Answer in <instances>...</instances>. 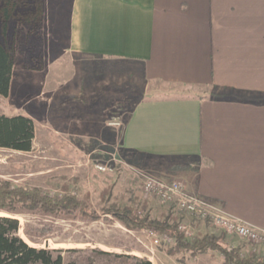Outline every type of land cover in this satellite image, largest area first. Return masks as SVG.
<instances>
[{
  "label": "crops",
  "instance_id": "obj_1",
  "mask_svg": "<svg viewBox=\"0 0 264 264\" xmlns=\"http://www.w3.org/2000/svg\"><path fill=\"white\" fill-rule=\"evenodd\" d=\"M50 10L43 48L56 56L47 63L51 80L30 81L13 65L6 96L21 100L35 86L16 112L33 120L34 137L37 111L82 92L74 58L121 59L148 81L199 88L137 101L121 146L153 174L183 179L189 191L264 229V0H62ZM184 215L196 232L218 234ZM225 240L242 254L263 253L262 244ZM211 252L198 255L211 264Z\"/></svg>",
  "mask_w": 264,
  "mask_h": 264
},
{
  "label": "rangeland",
  "instance_id": "obj_2",
  "mask_svg": "<svg viewBox=\"0 0 264 264\" xmlns=\"http://www.w3.org/2000/svg\"><path fill=\"white\" fill-rule=\"evenodd\" d=\"M60 2L62 0H40L38 10L32 4L18 7V13L9 20L6 30L0 12V41L13 51L15 73L26 72L30 81L37 78L36 75H40L43 83L51 80L47 63L56 56L45 52L43 39L53 20L51 5ZM30 15L36 17L32 26L27 23L26 16ZM74 59L81 63L78 71L82 92L75 99L58 100L54 104L58 110L53 107L45 112L37 111L36 132L29 151L0 147V177L13 185L27 184L53 194L74 195L101 217L93 220L77 209L52 213L19 208L14 214L20 225L18 234L30 245L59 250L54 254L59 252L65 261L76 264H124L95 251L96 248L147 257L152 264H208L206 254L192 255L186 251L168 254L173 241H165L151 230L127 227L119 218L107 213L109 209H127L148 219L167 217L170 223L185 224L190 231L189 238L204 235L193 229L192 221L191 225L186 223L184 213L173 205L161 203L142 191L131 166L158 173L136 163L131 153L121 146L122 125L108 123L120 120L123 124L132 106L141 99L198 95L201 90L148 81L136 64L121 59ZM61 60L69 63L72 59L63 57ZM34 87L31 84L21 100L13 95L0 96V112H19L21 104L36 96ZM84 90H89L90 94ZM99 163L110 169L98 170L95 165ZM226 235L237 239V235L220 229L216 236H221L228 244ZM260 249L264 253V245ZM208 251L213 254L211 264H222L220 252L201 253Z\"/></svg>",
  "mask_w": 264,
  "mask_h": 264
},
{
  "label": "trees",
  "instance_id": "obj_3",
  "mask_svg": "<svg viewBox=\"0 0 264 264\" xmlns=\"http://www.w3.org/2000/svg\"><path fill=\"white\" fill-rule=\"evenodd\" d=\"M29 2V3H28ZM34 2V3H33ZM33 5L38 10L40 0H0L5 30L9 20L18 12L20 6ZM35 10V11H36ZM29 15V14H28ZM28 17V26L35 22V15ZM14 65L13 51L0 41V95L9 93L10 78ZM34 138L33 120L21 113L7 115L0 113V147L29 151ZM19 208L39 209L45 212H70L77 209L80 213L90 216L93 220L100 214L88 209V206L74 195H58L27 184L13 185L8 179L0 177V264H76L65 261L59 250L30 245L19 234V221L14 216ZM107 213L119 218L127 227H138L153 231L158 236L166 235L173 239L167 253L186 251L192 255L217 250L223 255L222 264H264V253L242 254L237 246L228 245L221 236L204 234L187 239L178 224L170 223L168 218L162 220L148 219L146 215L137 214L127 209H109ZM74 251L76 249H67ZM112 256L126 264H152L147 257H139L130 253H119L94 249Z\"/></svg>",
  "mask_w": 264,
  "mask_h": 264
},
{
  "label": "built area",
  "instance_id": "obj_4",
  "mask_svg": "<svg viewBox=\"0 0 264 264\" xmlns=\"http://www.w3.org/2000/svg\"><path fill=\"white\" fill-rule=\"evenodd\" d=\"M112 126H121L120 120L108 122ZM95 167L100 171L109 170L107 165L99 163ZM134 174L140 180L142 191L155 197L159 202L173 205L178 211L208 222L212 227L238 237L256 245H264V229L253 225L227 212L223 206L201 194L187 189L183 179L175 176H158L149 171L131 166ZM186 238L190 231L185 224H178ZM165 241H173L171 237L162 236ZM253 250H256L254 247Z\"/></svg>",
  "mask_w": 264,
  "mask_h": 264
}]
</instances>
